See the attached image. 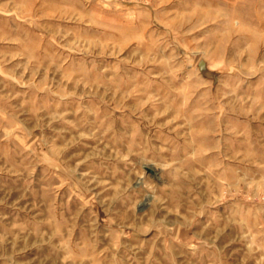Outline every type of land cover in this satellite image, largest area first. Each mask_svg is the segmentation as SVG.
<instances>
[{
  "label": "rangeland",
  "instance_id": "rangeland-1",
  "mask_svg": "<svg viewBox=\"0 0 264 264\" xmlns=\"http://www.w3.org/2000/svg\"><path fill=\"white\" fill-rule=\"evenodd\" d=\"M0 264H264V0H0Z\"/></svg>",
  "mask_w": 264,
  "mask_h": 264
}]
</instances>
